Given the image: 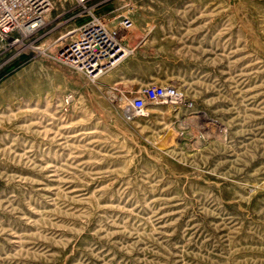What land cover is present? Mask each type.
Segmentation results:
<instances>
[{"label": "rangeland", "instance_id": "rangeland-1", "mask_svg": "<svg viewBox=\"0 0 264 264\" xmlns=\"http://www.w3.org/2000/svg\"><path fill=\"white\" fill-rule=\"evenodd\" d=\"M53 5L0 38V264H264V0ZM91 22L115 59L57 63Z\"/></svg>", "mask_w": 264, "mask_h": 264}, {"label": "built area", "instance_id": "built-area-1", "mask_svg": "<svg viewBox=\"0 0 264 264\" xmlns=\"http://www.w3.org/2000/svg\"><path fill=\"white\" fill-rule=\"evenodd\" d=\"M84 3L87 0H77ZM54 9L53 0H0V38L17 43L16 37H26L38 31L48 21ZM117 38L110 34L104 23L91 22L81 27L69 29L58 39L57 63L89 70L93 66L101 67L115 59L118 47L112 49L108 45V37ZM179 93L171 85H154L148 87L144 95L137 97L130 104L126 114L134 116L144 111L149 103L164 99H176Z\"/></svg>", "mask_w": 264, "mask_h": 264}, {"label": "bare ground", "instance_id": "bare-ground-1", "mask_svg": "<svg viewBox=\"0 0 264 264\" xmlns=\"http://www.w3.org/2000/svg\"><path fill=\"white\" fill-rule=\"evenodd\" d=\"M116 35V34H115ZM121 40H120V38H113V37H111V36H109L108 37V45H109V47L112 49L113 47H122L121 46ZM99 67H101V65L100 64H97V65H94L93 66V73H95L97 70H98V68ZM106 69V68H105Z\"/></svg>", "mask_w": 264, "mask_h": 264}]
</instances>
